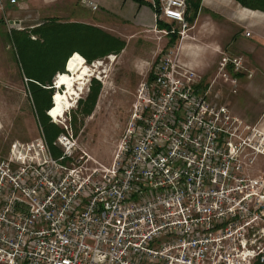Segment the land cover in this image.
Returning a JSON list of instances; mask_svg holds the SVG:
<instances>
[{"label": "built area", "instance_id": "2783aa9c", "mask_svg": "<svg viewBox=\"0 0 264 264\" xmlns=\"http://www.w3.org/2000/svg\"><path fill=\"white\" fill-rule=\"evenodd\" d=\"M143 1L155 32L188 37V0ZM181 49L140 85L111 164L66 133L59 156L45 135L0 155V264L264 263V126L211 102Z\"/></svg>", "mask_w": 264, "mask_h": 264}, {"label": "rangeland", "instance_id": "374dc122", "mask_svg": "<svg viewBox=\"0 0 264 264\" xmlns=\"http://www.w3.org/2000/svg\"><path fill=\"white\" fill-rule=\"evenodd\" d=\"M18 5L17 0L12 7H7L5 14L0 12V155L8 154L15 141L33 142L44 139L45 135L13 39L15 30L9 32L6 22V19L15 20L8 10L16 9ZM74 12L92 14L94 18L99 15V22L103 15L105 20L114 21L112 23H122L119 17L115 16L118 18L115 19L102 8L99 10L98 5L92 10L90 5L79 3ZM48 15L53 17L41 14L34 18L26 13L20 20L25 29L34 28L48 19L63 21L58 12ZM261 21L249 16L234 18L231 12L212 15L210 10L202 8L194 22L188 21V37L184 41L179 37L175 46L181 45V60L189 63L201 76L202 88L209 89L211 102L227 105L246 122L264 126V28ZM153 22L155 24V19ZM102 29L127 39L125 49L118 55H107L87 63L92 68L91 75L79 97L72 102L73 106L61 118L51 117L50 109L47 115L77 143L74 155L79 156L84 151L109 165L130 122L138 89L149 79L160 55L169 48L170 36L157 33L154 28L145 31L135 27L126 35ZM38 37L32 36L33 39ZM235 59L240 61L239 70L233 64ZM60 74L54 76V83ZM92 78L100 81L101 89L93 112L85 115L79 101L87 99ZM58 90L64 91L56 88L55 93ZM57 148L65 150L59 144Z\"/></svg>", "mask_w": 264, "mask_h": 264}, {"label": "trees", "instance_id": "16d2710c", "mask_svg": "<svg viewBox=\"0 0 264 264\" xmlns=\"http://www.w3.org/2000/svg\"><path fill=\"white\" fill-rule=\"evenodd\" d=\"M152 3L143 0H134ZM158 1V0H156ZM203 0H188L187 20L194 22L202 8ZM242 7L264 12V0H236ZM160 29L170 28L165 22H159ZM17 45L19 56L24 64L25 77L32 93L35 110L45 131V137L55 156L61 151L54 145L58 136L67 131L50 121L47 110L53 107V95L56 91L53 78L60 72H66L68 60L72 54L81 53L87 63L111 54H120L126 47V41L101 27L83 23H64L60 20L48 19L31 29L15 30L12 33ZM39 36L33 39L32 36ZM179 40V34L170 36V44ZM68 74V73H66ZM149 79H153V72ZM101 83L96 78L91 79L90 91L85 101H79L81 112L90 115L96 105ZM76 116H74V120ZM264 264V263H256Z\"/></svg>", "mask_w": 264, "mask_h": 264}, {"label": "crops", "instance_id": "0c3cea01", "mask_svg": "<svg viewBox=\"0 0 264 264\" xmlns=\"http://www.w3.org/2000/svg\"><path fill=\"white\" fill-rule=\"evenodd\" d=\"M19 5L16 9L11 8L8 13L15 16V20H20L21 15L29 13L30 16L35 18V15L44 14L45 17H53L48 15L53 12H58V17L63 19L64 23H83L95 27L106 28L107 30L118 31V35H124L130 33L131 28L140 27L145 31L152 30L154 27V9L146 3H139L134 0H18ZM85 1H91L98 5L99 10L102 8L103 12L107 15H113L116 19L122 21L120 24L112 23L114 21L105 20V17L99 22V15L94 18L92 14L88 13H75V8L81 3V5L88 6ZM61 3V4H60ZM58 4V5H57ZM74 5V6H73ZM7 7H12L8 4ZM202 8L210 10L212 15H222L228 12L234 14V18L237 17H252L262 20V26L264 28V12L260 10H252L242 7L236 0H203ZM201 8V10H202ZM93 10V9H92ZM2 16V15H1ZM117 16V17H115ZM118 19V18H117ZM129 31V32H127ZM132 33V32H131ZM127 41V39L125 40ZM189 64V63H188Z\"/></svg>", "mask_w": 264, "mask_h": 264}, {"label": "bare ground", "instance_id": "6f19581e", "mask_svg": "<svg viewBox=\"0 0 264 264\" xmlns=\"http://www.w3.org/2000/svg\"><path fill=\"white\" fill-rule=\"evenodd\" d=\"M67 71L68 74L61 73L57 78L56 88H63L64 91L58 90L54 95L53 107L49 112L54 119L64 116L66 110L73 106L72 102L79 97L92 68L87 65L84 56L76 52L68 60Z\"/></svg>", "mask_w": 264, "mask_h": 264}, {"label": "water", "instance_id": "95a60500", "mask_svg": "<svg viewBox=\"0 0 264 264\" xmlns=\"http://www.w3.org/2000/svg\"><path fill=\"white\" fill-rule=\"evenodd\" d=\"M17 22H19V21H17ZM66 70H67V68H66Z\"/></svg>", "mask_w": 264, "mask_h": 264}]
</instances>
